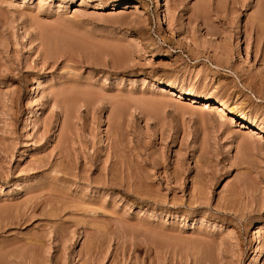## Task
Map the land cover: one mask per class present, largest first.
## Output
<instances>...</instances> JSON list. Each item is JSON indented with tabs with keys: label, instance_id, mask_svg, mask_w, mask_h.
<instances>
[{
	"label": "rangeland",
	"instance_id": "374dc122",
	"mask_svg": "<svg viewBox=\"0 0 264 264\" xmlns=\"http://www.w3.org/2000/svg\"><path fill=\"white\" fill-rule=\"evenodd\" d=\"M0 264H264V0H0Z\"/></svg>",
	"mask_w": 264,
	"mask_h": 264
},
{
	"label": "bare ground",
	"instance_id": "6f19581e",
	"mask_svg": "<svg viewBox=\"0 0 264 264\" xmlns=\"http://www.w3.org/2000/svg\"><path fill=\"white\" fill-rule=\"evenodd\" d=\"M113 2V1H112ZM139 3V2H138ZM136 4V3H135ZM137 5V4H136ZM181 37V36H180ZM163 87H165V86H163ZM162 87V88H163ZM172 87V86H171ZM164 89V88H163ZM170 89V88H169ZM164 90H166V89H164ZM187 96H189L188 98H190V100L191 101H193V102H197L199 99H200V97L199 96H197V95H187ZM188 101V100H187ZM207 103V102H206ZM206 107H210V108H212L213 110H214V112L218 115V116H220V117H225V116H228L229 115V111L224 107V106H222V105H217V104H206ZM219 117V118H220ZM233 118V117H232ZM237 120V119H236ZM235 122H238V120L237 121H235ZM238 124V123H237ZM239 125H241V126H243V127H247V125L244 123V121L242 120V121H239ZM248 128H250V126H248ZM251 129V128H250ZM254 129H251V131H253ZM256 130V129H255ZM256 131H253V133H255ZM33 217V216H32Z\"/></svg>",
	"mask_w": 264,
	"mask_h": 264
}]
</instances>
